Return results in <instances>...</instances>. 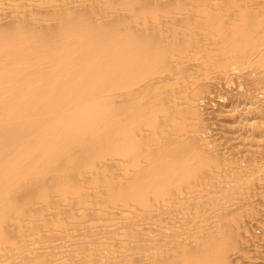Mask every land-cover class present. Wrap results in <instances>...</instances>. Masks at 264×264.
<instances>
[{"label":"bare ground","instance_id":"6f19581e","mask_svg":"<svg viewBox=\"0 0 264 264\" xmlns=\"http://www.w3.org/2000/svg\"><path fill=\"white\" fill-rule=\"evenodd\" d=\"M259 193L264 0H0V264H264Z\"/></svg>","mask_w":264,"mask_h":264},{"label":"rangeland","instance_id":"374dc122","mask_svg":"<svg viewBox=\"0 0 264 264\" xmlns=\"http://www.w3.org/2000/svg\"><path fill=\"white\" fill-rule=\"evenodd\" d=\"M29 2H32V1H29ZM34 3H36L35 1L33 2V4ZM30 4H32V3H30ZM259 188H260V185H259ZM260 190V189H259ZM257 191H258V189H257ZM258 192H260V191H258ZM258 195V198L260 199H258V198H255V199H258V200H256V201H254V203L257 205H260L259 203H260V201H261V199H263L264 200V196L262 197V196H260L259 197V195H260V193L259 194H257ZM257 197V196H256ZM263 200L261 201V203L263 204ZM258 201V202H257ZM254 204V205H255ZM257 205V207H255V206H251L252 208H251V211H250V213H251V215H252V217L250 216V215H248L249 214V210H250V208L248 209V211H246L247 212V214H246V219H247V217H248V220H243V222L244 223H251L252 222V226H253V222H254V220H256V218L260 215V212H259V210H261V214H263V211H262V209H264L263 207H262V205H261V208H260V206H258ZM254 208H257V209H255V210H257L255 213L254 212H252L253 211V209ZM253 213L255 214V216L253 217ZM256 213H258V215L256 214ZM256 215H257V217H256ZM262 215H260L258 218H259V220L257 221L256 220V224H259L260 222V218L262 219L263 217H261ZM244 217V216H243ZM255 218V219H253V221H249L250 219L249 218ZM244 218V219H245ZM245 221H247V222H245ZM249 221V222H248ZM245 225V224H244ZM250 225V224H249ZM251 226V227H252ZM253 228V227H252ZM255 228H256V231H257V229H258V226L256 227L255 226ZM255 228L254 229H252V230H250V231H255ZM251 229V228H250ZM259 232H260V227H259ZM255 231V232H256ZM258 231H257V233H259ZM252 233H254V232H252ZM254 235H256V237H258V238H260L259 236H260V233H259V235L258 234H255L254 233ZM108 239H110L109 237H107V236H101V237H98L97 239H96V241H95V243H99L98 245L97 244H95V245H93L92 247H90V251H91V254H93V255H96V256H98V257H107V256H104L105 254H103V253H101V251H100V248H101V246H102V244L103 243H105ZM258 239L256 238V241H257ZM259 241H260V239H259ZM258 241V242H259ZM56 243H55V247H56V249H55V253H54V251H53V253H52V255H49L51 258L50 259H55V256L56 257H63V256H65V253L64 252H66V251H73V250H75V248L80 244V241H78L77 239H66V240H63V241H61V240H56L55 241ZM36 246L35 245H31V246H29L28 247V249L30 248V249H34ZM259 247V246H258ZM257 247V248H258ZM58 248V249H57ZM258 251H259V253H260V249H258ZM257 251V252H258ZM256 252V253H257ZM76 253H79V249L77 250H75V252H74V254H76ZM116 254V253H115ZM258 254V253H257ZM256 254V256H258ZM111 255H114V254H112L111 253ZM117 255V254H116ZM48 256V257H49ZM254 256H255V254H254ZM54 257V258H53ZM47 260H49V258L47 259ZM256 260V259H255ZM258 262V264H260V262H259V260L257 261ZM248 264V263H247ZM252 264V263H251ZM253 264H256V263H253Z\"/></svg>","mask_w":264,"mask_h":264}]
</instances>
